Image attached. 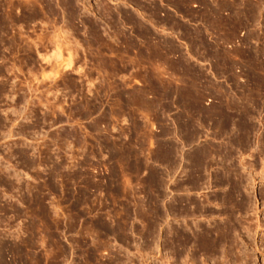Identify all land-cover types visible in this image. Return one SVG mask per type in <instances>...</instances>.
<instances>
[{"label":"rangeland","instance_id":"rangeland-1","mask_svg":"<svg viewBox=\"0 0 264 264\" xmlns=\"http://www.w3.org/2000/svg\"><path fill=\"white\" fill-rule=\"evenodd\" d=\"M70 1L0 0V264H264V0Z\"/></svg>","mask_w":264,"mask_h":264},{"label":"bare ground","instance_id":"bare-ground-1","mask_svg":"<svg viewBox=\"0 0 264 264\" xmlns=\"http://www.w3.org/2000/svg\"><path fill=\"white\" fill-rule=\"evenodd\" d=\"M68 1H70V0H67V2ZM70 2H72V1H70ZM49 3H50V1H49ZM61 3V2H60ZM63 4H64V2H63ZM69 4V3H68ZM185 4V3H184ZM65 5H66V3H65ZM69 8V7H68ZM243 12H245V11H243ZM213 13V12H212ZM211 13V14H212ZM219 15V14H218ZM246 16V15H245ZM236 23V22H235ZM217 24V23H216ZM235 27V26H234ZM217 28V27H216ZM232 29V28H231ZM58 50V49H57ZM70 59V58H69ZM68 59V60H69ZM70 62V61H69ZM260 62V61H259ZM253 63V62H252ZM260 64V63H259ZM262 64V63H261ZM260 64V65H261ZM264 66V65H263ZM259 67V66H258ZM262 68V67H261ZM263 69V68H262ZM261 71V70H260ZM255 72H256V70H255ZM263 74H264V72H263ZM259 78H264L263 76L262 77H259ZM261 80V79H260ZM259 80V81H260ZM258 82V81H257ZM261 82V84H263V82H264V80H263V82L262 81H260ZM260 82L258 83V84H260ZM257 86V85H256ZM259 87H260V85H259ZM229 171V170H228ZM226 173V172H225ZM233 187V186H232ZM228 228V227H227ZM228 231V230H227ZM226 232V231H225ZM203 233V232H202ZM213 235V233L212 232H210V231H206L205 233H203V236L202 237H206L205 239H207L210 235ZM202 235V234H201ZM182 236H185V234L184 235H182ZM211 237V236H210ZM189 238V237H188ZM217 238V237H216ZM198 239H201L200 237L198 238ZM209 239H211V238H209ZM215 241V240H214ZM200 242V241H199ZM208 243H210V242H208ZM176 244V243H175ZM214 244V243H213Z\"/></svg>","mask_w":264,"mask_h":264}]
</instances>
